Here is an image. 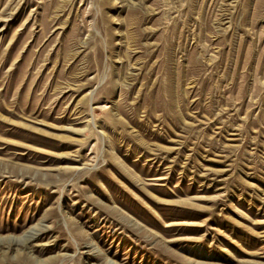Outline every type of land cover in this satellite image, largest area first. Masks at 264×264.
<instances>
[{
    "label": "rangeland",
    "instance_id": "374dc122",
    "mask_svg": "<svg viewBox=\"0 0 264 264\" xmlns=\"http://www.w3.org/2000/svg\"><path fill=\"white\" fill-rule=\"evenodd\" d=\"M0 264H264V0H0Z\"/></svg>",
    "mask_w": 264,
    "mask_h": 264
}]
</instances>
